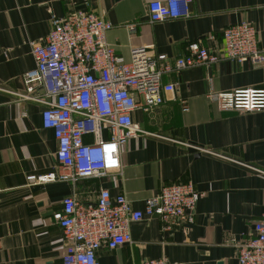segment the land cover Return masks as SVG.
<instances>
[{
    "label": "crops",
    "instance_id": "crops-1",
    "mask_svg": "<svg viewBox=\"0 0 264 264\" xmlns=\"http://www.w3.org/2000/svg\"><path fill=\"white\" fill-rule=\"evenodd\" d=\"M152 1L0 0V264L62 262L64 233L53 213L70 194L85 205L104 187L143 210L145 200L165 184L189 180L203 195L194 223L165 224L157 215H145L130 224L132 241L116 249L103 246L98 262L238 264L237 242L252 236L254 223L264 217V110H219L214 94L264 87V54L257 63L225 59L164 74L163 81L176 90L152 111L133 113L142 131L122 147V170L75 182L30 181L59 169L56 137L42 125L46 105L27 97L44 88L34 81L29 93L25 79L36 66L31 43L46 41L52 16L103 12L113 23L106 38L126 61L132 47L150 46L171 60L187 54L196 39L221 47L224 28L242 20L258 29V45L264 47V0H191L189 16L156 22L149 19Z\"/></svg>",
    "mask_w": 264,
    "mask_h": 264
},
{
    "label": "built area",
    "instance_id": "built-area-1",
    "mask_svg": "<svg viewBox=\"0 0 264 264\" xmlns=\"http://www.w3.org/2000/svg\"><path fill=\"white\" fill-rule=\"evenodd\" d=\"M191 0H156L149 3L152 22L166 17L189 16ZM52 28L45 42L32 41L36 66L27 71L29 93L36 81L44 88L37 99L46 106L41 112L44 128L52 129L57 140L55 152L59 169L31 176L32 183L56 180L106 177L122 170V147L142 131L133 113L152 111L164 103L166 93L176 85L165 83L166 73L209 65L230 59L257 63L264 54L258 45V29L245 20L228 25L222 31V45H206L202 39L189 43L188 53L171 60L167 53L154 52L150 46L132 47L131 58L115 53L106 34L113 23L103 12L76 10L59 18L52 16ZM129 29L135 30V24ZM210 38L215 41L216 36ZM219 110H264V87H242L214 94ZM183 110H188L186 100ZM103 133L109 136L105 137ZM92 135L88 141L86 136ZM202 193L194 182L165 184L145 200L144 209H136L122 193L112 197L101 187L97 200L81 204L74 194L63 198L60 211L54 212L62 228L65 255L59 264H100L98 251L107 246L116 249L132 241L130 224L145 215H157L165 224H192ZM254 234L237 242L238 264H264V217L254 223ZM141 264H178L154 259Z\"/></svg>",
    "mask_w": 264,
    "mask_h": 264
}]
</instances>
